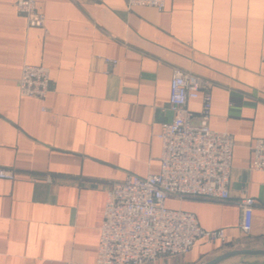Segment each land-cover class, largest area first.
<instances>
[{
    "label": "crops",
    "instance_id": "obj_1",
    "mask_svg": "<svg viewBox=\"0 0 264 264\" xmlns=\"http://www.w3.org/2000/svg\"><path fill=\"white\" fill-rule=\"evenodd\" d=\"M43 27L0 0V264L93 262L106 188L159 170L160 124L173 68L209 83V126L234 140L229 197L171 198L224 241L197 239L180 255L143 264H264V170L249 168L264 138V0H35ZM105 58L116 60L109 64ZM24 63L49 69L44 99L21 96ZM198 114L200 100L188 102ZM254 199L251 229L239 201Z\"/></svg>",
    "mask_w": 264,
    "mask_h": 264
},
{
    "label": "built area",
    "instance_id": "obj_2",
    "mask_svg": "<svg viewBox=\"0 0 264 264\" xmlns=\"http://www.w3.org/2000/svg\"><path fill=\"white\" fill-rule=\"evenodd\" d=\"M165 1L126 0V5L162 10ZM15 7L27 26H44L45 15L37 9L35 0H15ZM105 61L116 63L112 58ZM17 83L21 96L44 99L49 91V69L42 64L24 63ZM191 100H200L198 114L189 108ZM210 106L207 80L173 68L167 106L172 118L162 122L156 134L160 141L158 172L127 174L108 184L95 259L68 264L151 263L162 256L187 252L199 238L224 241L221 228L203 229L192 212L166 204L171 198L229 197L234 140L229 132L209 126ZM249 168L264 170V138L254 140ZM0 178L12 180L15 174L0 166ZM254 203L249 196L239 201L240 229L244 233L251 229Z\"/></svg>",
    "mask_w": 264,
    "mask_h": 264
},
{
    "label": "water",
    "instance_id": "obj_3",
    "mask_svg": "<svg viewBox=\"0 0 264 264\" xmlns=\"http://www.w3.org/2000/svg\"><path fill=\"white\" fill-rule=\"evenodd\" d=\"M253 253H261V252L249 250V249H246V248H230V249L222 252L221 254H219V255L207 260L203 264H217L220 261H222V260H224V259H226L228 257H231L233 255H237V254H253Z\"/></svg>",
    "mask_w": 264,
    "mask_h": 264
}]
</instances>
